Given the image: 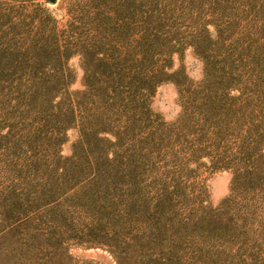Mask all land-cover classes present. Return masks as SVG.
Returning a JSON list of instances; mask_svg holds the SVG:
<instances>
[{
	"label": "trees",
	"instance_id": "obj_1",
	"mask_svg": "<svg viewBox=\"0 0 264 264\" xmlns=\"http://www.w3.org/2000/svg\"><path fill=\"white\" fill-rule=\"evenodd\" d=\"M45 2L0 0V163L16 167L0 221L71 203L115 264H264V0H58L60 26ZM186 47L205 64L197 82L171 69ZM163 82L171 121L149 105ZM217 170L228 192L210 206ZM47 244L5 240L0 264H76Z\"/></svg>",
	"mask_w": 264,
	"mask_h": 264
},
{
	"label": "rangeland",
	"instance_id": "obj_2",
	"mask_svg": "<svg viewBox=\"0 0 264 264\" xmlns=\"http://www.w3.org/2000/svg\"><path fill=\"white\" fill-rule=\"evenodd\" d=\"M43 6L57 26L64 22V9L59 8L58 0H55L53 4L46 0ZM208 30L211 37H214L215 32L212 26L209 25ZM204 65L193 50L186 47L178 55L173 56L171 69H180L181 75L185 79L197 82L204 78ZM67 66L71 78L70 89H80L81 78L84 75L80 57L77 54H72L67 60ZM240 78H248V76L241 74ZM176 95V87L173 83L159 84L149 104L151 110L165 121L173 120L179 112ZM76 135L74 128L66 131L65 140L59 147L61 156L70 155ZM15 168L14 164L0 163V185L8 186L14 182L16 176L12 170ZM204 175L207 205L216 206L227 195L230 172L217 170ZM15 183L17 185V181ZM21 196H24V193H21ZM70 204L66 203L65 205L68 206H63L60 210L40 209L38 212H32L29 217L23 220H20L19 217L20 221L14 225V228L7 227L6 223L0 221V244L5 245V240L38 241L42 245L48 243L47 246L51 247V251L56 248L55 256L60 253L67 255V259L76 264H115L112 254L104 245L111 240L100 239L102 227L98 224V219L96 217L88 219L86 215L76 211ZM1 208L2 204L0 203V217H2ZM11 219L15 220L16 218L13 216Z\"/></svg>",
	"mask_w": 264,
	"mask_h": 264
},
{
	"label": "water",
	"instance_id": "obj_3",
	"mask_svg": "<svg viewBox=\"0 0 264 264\" xmlns=\"http://www.w3.org/2000/svg\"><path fill=\"white\" fill-rule=\"evenodd\" d=\"M48 2L53 4V3H55V0H48Z\"/></svg>",
	"mask_w": 264,
	"mask_h": 264
}]
</instances>
